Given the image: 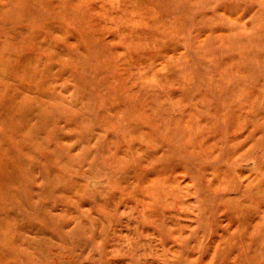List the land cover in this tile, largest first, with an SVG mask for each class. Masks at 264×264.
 <instances>
[{
    "label": "rangeland",
    "instance_id": "1",
    "mask_svg": "<svg viewBox=\"0 0 264 264\" xmlns=\"http://www.w3.org/2000/svg\"><path fill=\"white\" fill-rule=\"evenodd\" d=\"M263 243L264 0H0V264Z\"/></svg>",
    "mask_w": 264,
    "mask_h": 264
},
{
    "label": "bare ground",
    "instance_id": "2",
    "mask_svg": "<svg viewBox=\"0 0 264 264\" xmlns=\"http://www.w3.org/2000/svg\"><path fill=\"white\" fill-rule=\"evenodd\" d=\"M264 244V243H263ZM39 256H41V255H39ZM34 257V256H33ZM20 258V257H19ZM11 259V258H10ZM16 264V263H15ZM17 264H18V262H17ZM20 264V263H19ZM27 264V263H26Z\"/></svg>",
    "mask_w": 264,
    "mask_h": 264
}]
</instances>
